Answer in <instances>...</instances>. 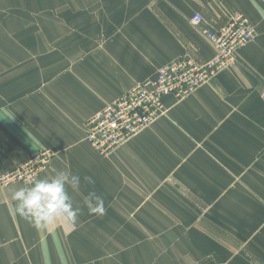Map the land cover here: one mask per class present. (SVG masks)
I'll list each match as a JSON object with an SVG mask.
<instances>
[{"label": "crops", "instance_id": "1", "mask_svg": "<svg viewBox=\"0 0 264 264\" xmlns=\"http://www.w3.org/2000/svg\"><path fill=\"white\" fill-rule=\"evenodd\" d=\"M109 1L106 12L99 11V0H68L78 2L83 10L95 4V12L80 11L82 15L73 20L86 18V27L70 29L75 37L86 39L74 45L76 50L91 52L85 63L76 65L83 67V73L78 69L65 78L42 74L0 77V175L32 154L50 149L55 157L37 179L64 170L79 174L82 181L79 191L69 190L80 208L78 222L60 221L47 230H37L12 214L11 193L25 184L0 187V264H121L114 257L107 258V239L97 228L107 229V218L116 212L124 226L132 218L123 213L145 210L133 198L143 195L153 196L150 206L157 226L180 227L176 216L173 219L175 203L172 207L169 198L167 204L159 199L163 190L156 185L165 179L181 180L200 197L205 212L215 195L210 210L217 214L209 220L221 234L192 236L191 243L184 239L182 251L175 249L176 241L168 236L171 249L153 250L134 264H145V260L149 264H264V0H122L129 4L128 17L110 13ZM64 2L0 0V13H7L9 26L11 21L24 20V25L19 24L25 29L22 34L39 36L44 42L14 46L19 52H41L33 55L34 60L23 56V66H58L46 54L52 48L45 37L69 34L47 27L48 20L64 21V15L57 13V5L63 11ZM220 7L243 15L255 29V39L238 49L235 64L215 78V92L206 84L176 105V97H164V115L110 156V162L121 169L125 166L108 183L107 173L102 175L95 167L97 162L107 163V157L85 142V134L80 138L81 119L87 122L136 84L153 79L163 66L190 55L200 62L210 60L213 47L188 20L200 13L213 25ZM100 34L101 43L97 42ZM187 113H192L194 123L185 119ZM173 117L180 123L173 122ZM85 176L94 183H86ZM195 178L200 180L198 188L191 182ZM209 179L216 184L208 187L202 182ZM240 180L248 181L246 188L239 186ZM89 191L102 196V212L89 210L85 202ZM133 218L145 220L141 214ZM134 239L139 242L138 237ZM119 259L130 264L125 254Z\"/></svg>", "mask_w": 264, "mask_h": 264}, {"label": "rangeland", "instance_id": "2", "mask_svg": "<svg viewBox=\"0 0 264 264\" xmlns=\"http://www.w3.org/2000/svg\"><path fill=\"white\" fill-rule=\"evenodd\" d=\"M64 3L65 4L63 5V11H61V9L59 8V4L57 5L59 9L57 13L59 14L62 13L64 15V21L60 22L58 20L57 23H52L51 20L47 21V27L49 31H52L57 28L58 31L62 29V31L69 33L68 35L49 34L47 37H45L48 43V47L52 48L53 50L52 51L49 49L50 50L49 53L46 54L53 56V59L56 61L58 65L56 67L46 66V67L30 68L27 67L26 65L23 66L24 57L29 60H34L36 59V57L33 55H39L41 52H19L15 50L14 46L23 45V44L29 45L31 42H33L34 44H39L40 42L41 43L44 42L40 41L41 37L39 36L31 37L30 35L22 34L23 31H25V29L21 28L19 24L23 22L22 25H24L25 23L24 20L11 21L12 25L9 26V21L6 18L7 13L6 12L0 13V77L28 75V74L33 76V75L42 74V75H47L49 77L56 76V77L65 78L66 76L69 77L73 76L75 74V71H77L78 69L83 73V67L82 66L77 67L76 65L82 62L85 63L87 56H89L91 52H88L86 49L80 52L76 50V46L74 45L78 43L84 44L86 42V39L84 37H75L73 34H71L72 30L70 29H74L77 31L80 27H86L87 25L86 18H81L80 20H77L75 22H73V20L80 17L82 15L81 14L82 11H94L95 6L94 8L92 7L95 4L91 5L88 9L83 10L82 5H79L78 2H68V0H65ZM126 6H129V4L126 5L122 0H110L108 8H110V13L121 12L123 13L122 14L123 17H128V11ZM97 7H99V11L107 12V0H99V5H97ZM219 14L220 15L218 16L216 23L213 25L207 22L208 20L206 21L205 17L203 15L202 16L205 22L207 23V25L209 24L210 26L212 25V27L213 26L221 27L228 22L229 12L220 7ZM71 15L74 16L72 17ZM14 32L16 33L14 34ZM102 40H103V35L100 34V36H98L97 38V42L101 43ZM190 50H194V48L191 46ZM188 58L193 59L195 62H200L196 60V58L192 55L188 56ZM62 62L63 65L59 66L60 65L59 63ZM85 75H87V73ZM215 78L206 85L208 88L212 87L213 90L211 89V91L213 92H215L213 85V83L215 82ZM195 92L196 91L183 98H176L174 105L194 95ZM262 92L263 90H261V94ZM192 113L185 114V119L187 118L189 122L194 123ZM193 114L195 116L196 112H194ZM172 120L175 123H180V121H175V117H173ZM80 123H81L80 126L82 128L80 131V138L83 139V135L85 134L86 121H83L81 119ZM190 134H191V139L197 142L196 138L194 137V134L193 133ZM187 138L189 137L187 136ZM52 152L54 153V151ZM113 153L114 152L106 156L107 163L104 164V162L101 163L97 162V165L95 166L96 170L98 172H101L102 175H104V173H107L108 183H110L113 174H119V171L123 170L125 166V164H123L121 169L118 166H116V164H113V162L109 161V158ZM198 166L199 164H197V167H195L196 171H199ZM113 181L115 183H120V182L123 183L121 179L113 178ZM181 182H182L181 180L173 181L171 179H165V180H159V183L156 185L157 186L156 188H160L161 190H163L162 194H160L159 196L160 202L167 204L166 200L167 198H169L171 200L170 204L172 207L175 203L174 207L176 208V212L173 214L174 215L173 219L175 220V216H176L177 220L180 222V227H167L164 225L163 227L157 226L156 225L157 222L153 220V214L155 215L156 213L152 212L151 210L152 208L150 206L151 199L153 196L152 195H143L141 197L134 196L133 198L135 202L139 205H144L145 210L141 211L140 213L138 212L123 213L125 215H128V218L129 215L132 218V220H129L124 226L118 217L120 212H116L114 213L115 216H113L112 218H107V229H103L102 226H100V228H97V232L99 233V235L107 239V258L109 256L114 257V259H116L115 262L120 261V263L122 264L123 261L119 258L121 257L122 254H125L128 263L129 262L130 264L140 263L143 259H145L147 255L151 254L153 250L162 251V252L169 250V248L172 245L168 243L170 242L168 240L170 239L168 238V236L173 237V239L170 240L176 241L175 249L177 251H182L184 245L183 243L184 239L190 241L191 243L190 237L192 236L214 237L215 233L221 234V231L218 232L215 226L210 222V220L215 218L214 215L217 214L214 210H210V209H214L211 208L212 207L211 205L214 204L216 200L215 195H213L212 199H210L211 204L209 205V211L205 212L203 210L204 204L202 200L201 202H199L200 197L197 194H193V192L190 189H186V187ZM191 182L193 183V188H198L200 186V180L198 178L193 179V181ZM202 182L205 185H208V187H211V185L214 186L216 184V181L211 179H209L208 182L207 181H202ZM247 182H248L247 180H240L239 186L246 188ZM210 200L208 199V203L210 202ZM108 205L109 204H107V207H109ZM112 207H114L113 203H112ZM188 208L190 209V211L188 210ZM109 214L110 212L107 211V215ZM138 214L143 215L145 220L143 221L141 219V221H137V220L134 221L133 220L134 215L136 217ZM206 219L207 222H204L206 221ZM132 223L136 227L134 225L132 226ZM164 223L167 224L168 222L164 221ZM184 224L185 225L189 224V226L181 227ZM135 237L139 238L138 243H136V240L134 239ZM211 241L215 242L214 239H212ZM135 257H141V258L136 260ZM149 263H150L149 260H145V264H149Z\"/></svg>", "mask_w": 264, "mask_h": 264}, {"label": "built area", "instance_id": "3", "mask_svg": "<svg viewBox=\"0 0 264 264\" xmlns=\"http://www.w3.org/2000/svg\"><path fill=\"white\" fill-rule=\"evenodd\" d=\"M188 21L211 44L213 57L203 62L179 59L163 66L153 79L136 84L92 116L86 122L84 140L98 155L106 157L120 149L163 116L164 97H186L233 66L237 50L251 43L256 35L247 19L238 13H229L228 22L221 27L207 25L200 13H194ZM261 98L264 102V89ZM54 157L50 149L32 154L23 163L0 175V187L13 183L32 184L49 169Z\"/></svg>", "mask_w": 264, "mask_h": 264}, {"label": "clouds", "instance_id": "4", "mask_svg": "<svg viewBox=\"0 0 264 264\" xmlns=\"http://www.w3.org/2000/svg\"><path fill=\"white\" fill-rule=\"evenodd\" d=\"M83 180L93 184L91 177ZM81 176L58 170L51 177L36 179L32 184L17 188L11 193L14 202L12 214L24 219L37 230H47L60 221L76 224L80 208L74 205L70 189L75 192L81 188ZM89 210L103 211V198L95 191H89L85 197Z\"/></svg>", "mask_w": 264, "mask_h": 264}]
</instances>
